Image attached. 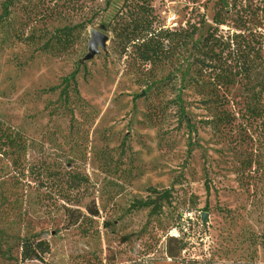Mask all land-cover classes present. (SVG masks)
<instances>
[{"label":"rangeland","instance_id":"1","mask_svg":"<svg viewBox=\"0 0 264 264\" xmlns=\"http://www.w3.org/2000/svg\"><path fill=\"white\" fill-rule=\"evenodd\" d=\"M216 1L152 7L172 31L203 16L197 39ZM245 3L264 60V0ZM121 5L0 0V120L26 145L17 168L0 160V264H264V90L252 97L238 82L213 108L190 58L144 72L106 30L105 51L84 61L90 32ZM218 113L227 117L214 127ZM149 189L169 191L158 214L133 208ZM24 239L49 253L22 262Z\"/></svg>","mask_w":264,"mask_h":264},{"label":"trees","instance_id":"2","mask_svg":"<svg viewBox=\"0 0 264 264\" xmlns=\"http://www.w3.org/2000/svg\"><path fill=\"white\" fill-rule=\"evenodd\" d=\"M154 0H122L120 9L105 26L111 34V40L118 49V54L137 63L142 71L148 72L159 66L173 64L183 67L191 59L194 68L195 86L204 90L209 96L213 108L222 106L225 93L238 82L248 89L251 96L261 94L264 90V60L262 46L255 32L254 17L247 9L246 0H218L213 4L214 14L211 26L204 36L197 33L205 24L202 16L198 23L188 24L178 30L164 29L158 16L154 13ZM7 17V6L0 15V27ZM231 24V25H230ZM226 27V33L222 28ZM188 52V56L185 53ZM146 69V71H145ZM188 71H184V75ZM173 75L171 72L167 75ZM256 77H260L258 81ZM75 73L63 79L60 95L65 97L70 82H74ZM200 84V85H199ZM258 90L255 91L254 88ZM147 92V91H145ZM256 92V93H255ZM218 113L212 123L220 126L226 115ZM255 114V111L252 112ZM24 138L11 126L0 120V160H9L11 167L17 168L25 152ZM151 195L145 201L133 204L137 210L149 209L151 215L160 213L163 205L168 203L169 191L148 190ZM73 214L72 211H66ZM69 215V214H68ZM81 215L75 217L71 225L77 224ZM174 239H170L172 241ZM19 258L25 261H41L49 253L46 241L24 239L19 245ZM184 250L183 245L178 249ZM0 256L6 254L0 251ZM172 252H168V257ZM179 264H204L193 260ZM208 264V263H205Z\"/></svg>","mask_w":264,"mask_h":264},{"label":"water","instance_id":"3","mask_svg":"<svg viewBox=\"0 0 264 264\" xmlns=\"http://www.w3.org/2000/svg\"><path fill=\"white\" fill-rule=\"evenodd\" d=\"M105 27L100 26L99 30L91 31L89 34V42L87 45V55L84 57V61L91 60L94 56L98 55L99 51L104 52L106 43L109 40L108 36L104 34ZM201 221L203 226L206 222L205 214L201 215Z\"/></svg>","mask_w":264,"mask_h":264}]
</instances>
